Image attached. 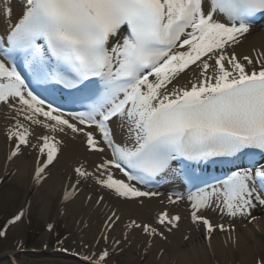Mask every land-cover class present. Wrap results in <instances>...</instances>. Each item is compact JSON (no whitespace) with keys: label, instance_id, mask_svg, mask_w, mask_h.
I'll return each instance as SVG.
<instances>
[{"label":"snow or ice","instance_id":"obj_1","mask_svg":"<svg viewBox=\"0 0 264 264\" xmlns=\"http://www.w3.org/2000/svg\"><path fill=\"white\" fill-rule=\"evenodd\" d=\"M257 16H264V0H26L18 22L0 37V102L48 134L33 144L30 125L16 119L8 131V160L22 146L38 149V186L58 160L57 137L70 132L103 158L93 171L83 164L73 169L64 202L92 180L118 199L142 203L140 198L158 193L139 186L172 171L174 162H234L264 153V50L243 57L229 51L251 33ZM189 71L194 80L174 84ZM33 83L60 86L75 101H86L85 110L54 106ZM113 125L126 128L119 140ZM180 199L169 197V203ZM187 199L191 221L203 226L206 239L234 231V225L214 224L203 210L215 206L230 217H251L264 206V165L253 161L230 171ZM119 220L112 212L106 227ZM180 220L165 209L155 225L132 220L127 227L165 239ZM120 243L114 241L113 251ZM85 260L109 264L110 251L103 248Z\"/></svg>","mask_w":264,"mask_h":264},{"label":"bare ground","instance_id":"obj_2","mask_svg":"<svg viewBox=\"0 0 264 264\" xmlns=\"http://www.w3.org/2000/svg\"><path fill=\"white\" fill-rule=\"evenodd\" d=\"M25 6L26 0H0L2 32L6 33L14 23L18 22V17ZM9 7L12 9L10 19L7 16ZM257 30L260 31V35L256 41L247 40V35L239 45L229 51H235L239 57H243L255 56L257 51L264 50V26L254 25L251 33ZM194 79V73L189 71L187 75L181 74L174 84L187 86L189 81ZM16 119H20L26 126L30 125V122L24 120L22 116L17 117L12 107L0 102V211L4 208L17 207L19 213L25 210L36 212L45 221L64 218L69 226L78 229L75 237L80 242H85L81 233L89 236L107 235L108 240L105 244L110 251L109 263L113 264H260L261 259L264 258V206H257L252 211L251 217L255 219L230 217L221 214L215 206L203 210L202 214L214 224L235 226L234 231H216L210 239H206L203 226L191 221L188 196L176 203H169V197L174 200L175 197L182 196V188L187 185L180 173L174 175L168 172L166 176L162 175L161 179L166 178L169 183L142 188L145 191L158 193L151 198H140L142 203L118 199L114 193L102 189L92 180L79 185L75 196L64 202L63 194L74 182L73 169L83 164L88 171H93L94 166L103 157L87 151L82 136H74L70 132L67 135L60 134L57 137L62 140L58 146V160L46 170L45 178L37 186L34 172L39 160L43 158L38 149L22 146L21 154L8 160L13 149V143L8 139V131L13 127ZM113 127L116 128L118 140L126 134V128L120 129L115 125ZM30 131L34 133L29 136L33 144L37 143L39 136L48 134L38 125H30ZM106 155L110 156L111 151L107 150ZM116 175L121 176L119 173ZM166 186L176 188V193H172L173 195L171 192L167 193ZM100 197H103L102 201ZM165 209L170 215L181 217L178 227L170 233L165 232V239L158 236L149 237L139 229L127 227L132 220L155 225L156 217ZM112 212H116L120 220L109 230L106 222ZM17 224L19 222L12 224V227ZM88 228L91 232L83 233L88 231ZM116 240L121 243L113 251ZM34 245L42 246L41 243L36 242ZM59 245L68 246L67 240H62ZM26 253L21 255L17 253L12 243L2 245L0 264H87L86 260L71 258L69 252H54L45 248L41 253L29 250ZM83 257L85 259L88 256Z\"/></svg>","mask_w":264,"mask_h":264},{"label":"rangeland","instance_id":"obj_3","mask_svg":"<svg viewBox=\"0 0 264 264\" xmlns=\"http://www.w3.org/2000/svg\"><path fill=\"white\" fill-rule=\"evenodd\" d=\"M260 35V31L252 32L246 37L249 41H256V38ZM252 45V44H251ZM64 205V204H63ZM25 215L22 220L16 226L12 227L8 222L12 220L17 214H19L17 207L4 208L0 211V226L4 225V227L0 230L5 232L3 237H0V249H2V245H6L9 242L14 244L22 243L23 246L28 247L32 241L43 243L45 239L50 238V242L52 241V245H55L60 240H67V243L71 247L80 246L89 252L93 251L94 254L98 253L101 249L107 248L105 241L101 239L103 235L89 236L83 235L85 242H80L76 239V232H78L77 228L69 226L67 224L66 219L58 218L57 220L45 221L41 219L39 215L34 212L24 211ZM7 219L6 222V218ZM49 225H53V228L50 230ZM83 233L87 234L91 232L90 228L87 229ZM93 231V230H92ZM46 237V238H45ZM39 247V246H38ZM89 249V250H88Z\"/></svg>","mask_w":264,"mask_h":264}]
</instances>
